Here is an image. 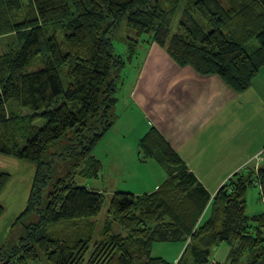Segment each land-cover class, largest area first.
<instances>
[{
    "label": "trees",
    "instance_id": "16d2710c",
    "mask_svg": "<svg viewBox=\"0 0 264 264\" xmlns=\"http://www.w3.org/2000/svg\"><path fill=\"white\" fill-rule=\"evenodd\" d=\"M181 1L0 0V36L18 32L22 40L0 55V155L35 165L34 189L47 178L45 153L69 130L82 147L74 169L89 160L86 178L98 177L100 162L92 163L88 151L112 126L113 71L125 65L112 38L124 18L135 37H127L128 60L138 39L150 36L178 64L215 75L236 93L250 88L264 67V0H189L171 34ZM252 40L259 47L247 53ZM139 148L166 172L161 187L142 195L116 192L95 237L104 195L68 173L54 182L44 206L31 193L14 227L32 215L35 222L24 224L21 245L0 248V263L170 264L153 257V247L178 242L184 249L177 264L188 254L192 264H209L222 243L232 248L229 264H264V214L246 213L252 184L264 198V168L233 176L212 197L154 128ZM9 179L0 172V193Z\"/></svg>",
    "mask_w": 264,
    "mask_h": 264
},
{
    "label": "rangeland",
    "instance_id": "374dc122",
    "mask_svg": "<svg viewBox=\"0 0 264 264\" xmlns=\"http://www.w3.org/2000/svg\"><path fill=\"white\" fill-rule=\"evenodd\" d=\"M188 1H181L170 26L171 34L178 30L180 15ZM24 16L25 13L20 15L19 20ZM130 32L126 27L124 18L120 22L118 30L113 33L114 52L122 58L125 65L121 70L114 69L113 71V78H116L117 82V91L115 94V105L113 110L112 108L110 110V113L112 111L113 114L112 126L110 121L111 116L109 115L107 122H109L111 128L97 142L89 145L88 154L94 160L92 163L100 162L101 168L98 177L86 178V167L87 164L90 165L89 160L87 163H81L77 170L74 169V155L75 153H80L82 147L77 144L78 138L70 130L61 140L51 145L45 153L43 171L47 175V178L41 179L36 189L33 187L36 180L35 165L30 163L24 164L25 162L0 155V172L10 176L9 182L0 193V206L3 208V212L4 210L7 212V209L11 211L16 207L18 208L16 214L19 212L16 217L18 219L19 215L26 209L31 193L33 195L35 191L39 195L38 202H41L37 206H44L46 203L45 199L52 190L54 182L71 173V178L75 184L85 185L91 190L101 191L104 195L101 213L96 220L95 237H97L102 223L107 216L110 200L116 192H130L134 195H142L145 194L143 193V189L147 184L158 182L154 165L158 166L162 172L164 169L154 159L146 157L140 150L139 144L140 140L147 133L145 131L148 127L145 128L144 126L152 124L151 119L154 118L148 106L158 94L165 92L172 86V84L168 87L166 85L171 75V71L167 69L168 64L166 61L169 54L167 53L166 46L156 41H151L150 36L143 35L138 39L137 44H135L132 59L128 60L127 37L131 36L135 38ZM19 35L21 34L13 32L5 37L0 36V55L4 54L5 51H9L11 46L16 48L19 43L21 44L22 40L19 38ZM258 47L257 41L252 40L245 46V50L247 53H252ZM61 78L65 83L66 79L63 76ZM256 81L264 82V73ZM43 124L44 121L36 123L38 127H42ZM99 126L98 123H95V129ZM150 129L151 126H149ZM99 130L96 131V134H98ZM91 133L92 128L91 131H86L84 134L89 137ZM136 158L139 162V167H137L138 162H135ZM253 160L254 162L251 165L242 167V169L236 171L232 176L218 184L215 193L223 185H227L229 179L233 176H246L253 170L257 171L258 168H264V150L255 155ZM163 175L164 180L161 184L157 185L156 190L166 181L167 174L165 171ZM215 193L212 194V197ZM246 199V213L249 217L264 214V198L261 195L259 185L252 184L248 188ZM33 204H35L34 201ZM16 219H9L13 224L7 233L5 231L6 227L0 224V229L2 230H0V248L6 247V249H10L21 245L19 235L21 233L24 235L25 233L23 229L24 224L35 222L36 216L32 215L28 220H23L22 223H18L14 227ZM120 229V226H114V231H120ZM183 249V245L178 242L160 243L153 247L152 256L163 258V260L170 264H177ZM231 250L232 248H229L224 243L220 244L211 251L209 264H229ZM183 261L181 264H192V258L189 254L186 255ZM39 264L46 263L41 261Z\"/></svg>",
    "mask_w": 264,
    "mask_h": 264
},
{
    "label": "crops",
    "instance_id": "0c3cea01",
    "mask_svg": "<svg viewBox=\"0 0 264 264\" xmlns=\"http://www.w3.org/2000/svg\"><path fill=\"white\" fill-rule=\"evenodd\" d=\"M166 61L171 71L166 85L172 86L148 106L154 115L152 119L148 116L152 123L149 126L212 195L218 184L251 165L255 155L264 150V82L256 81L264 67L249 90L235 93L215 75H201L169 56ZM149 126H144L148 127L145 133ZM154 166L158 182L147 184L145 194L155 191L164 180V171ZM7 210L0 217L6 233L13 224L9 219H16L19 213L16 207Z\"/></svg>",
    "mask_w": 264,
    "mask_h": 264
}]
</instances>
